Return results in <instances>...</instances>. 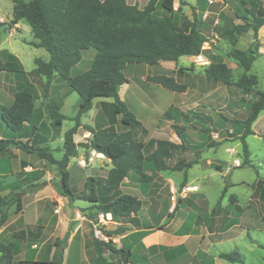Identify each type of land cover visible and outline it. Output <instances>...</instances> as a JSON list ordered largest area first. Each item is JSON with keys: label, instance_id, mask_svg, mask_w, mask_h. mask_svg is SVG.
I'll use <instances>...</instances> for the list:
<instances>
[{"label": "rangeland", "instance_id": "374dc122", "mask_svg": "<svg viewBox=\"0 0 264 264\" xmlns=\"http://www.w3.org/2000/svg\"><path fill=\"white\" fill-rule=\"evenodd\" d=\"M262 1L264 5V0ZM13 11L14 4L11 0H0V22L10 23L13 20ZM159 11L162 13L161 9ZM27 29L24 25L20 28L14 25L8 32L2 33L0 59L4 60L8 52H11L21 60L24 69L31 72L36 68L34 60L47 59L48 53L43 48L30 45L35 38ZM249 40L252 38L248 34H243L237 43L216 39L211 43V49L203 48L205 64L194 60L190 66L180 67L176 72L173 71L171 62H166L169 66L166 65L162 69L157 65L137 63L126 67L124 74L129 84L120 97L148 130L147 134L138 131L137 140L149 143L150 140L161 139L180 143L173 125L181 126L187 136V144L184 150L174 154L168 164L172 167L181 159L199 161L186 172L153 173L152 182L148 187L142 186L139 177L134 173L123 182V193L138 197L143 206L130 219L115 218L116 224L107 225L105 233L120 228L126 229L123 235L113 237L112 243L117 248H133L143 236L160 231L162 234L169 232L171 235L157 238L161 246H168L178 238V244H182L185 249L176 260L165 261L163 254H160L163 248H160L161 251L156 249L149 252L138 248L130 259L132 264H192L191 255L202 261L199 264H231L221 260L219 254L233 250L245 256V264H264V250L258 245H264V188L261 185L264 184V129L261 130L264 128V111L258 123V135L246 139L251 164L243 163L240 168H235L233 161L237 158L243 162L244 155L241 139L237 134L239 130L232 134L233 125L238 127L247 117L252 98L236 89L232 91L216 84L213 94L207 99L203 93L197 94L194 86L199 82L203 70L205 71L212 62L230 66L232 80L236 82L243 75V69L229 57V53L236 48L246 50L251 47L253 43L249 45ZM94 54L95 50L92 48L84 51L82 62L71 74L86 72L91 67H88V63ZM194 68H198L199 72L195 73ZM251 72L259 78L256 87L264 91V56L254 63ZM160 73L165 76H173L176 73L178 82L187 86L186 92L175 93L158 84L149 83L147 77ZM44 82L45 79L32 77L17 79L12 73L1 72L0 109L11 104L13 91L24 89L34 92L37 98L36 107L45 114L44 124L37 129V133L47 137V145L52 149L54 157L61 160L64 154V139L62 136L56 137L53 132L46 104L51 103L61 108L60 111L67 117L62 126L63 130H66L74 124L71 120L77 114L79 96L71 92L66 82L57 76L49 89L48 97L45 98ZM172 103L175 104L173 109L176 110L171 112L169 117H165L164 112L169 110ZM153 106H156L155 113ZM82 122L95 128L113 125L119 132L126 130L121 122V115L115 112L113 98L95 99L93 108L83 115ZM30 128L26 126L27 136ZM204 129L211 132L203 133ZM215 133H219L218 140L212 136ZM20 136L22 134L18 137ZM90 139V134L84 128H80L74 137L80 147L78 155L70 160L68 170L72 177L71 183L78 194L85 191L84 186L88 178L94 177L103 181L112 168L109 159L86 147ZM212 142L219 145L208 147ZM151 148L148 144L146 152ZM231 149H235L237 155L233 156ZM0 170L7 171H0V197L8 200L13 195H19L21 198V211L16 210V204L13 205L9 210L8 221L0 227V243L15 241L18 245L16 263L26 260L49 261L57 252L62 253L64 260L71 232L78 224H82L81 229L88 230L89 233L88 246L81 249V257L78 251L72 253L71 261L76 257L77 261H81L78 264H123L119 255L110 256L108 247L102 244L99 245L102 257L99 258L96 254V241H101L95 237L92 224L87 220L96 223L98 209L83 201L69 203L58 193L53 184V180L57 179L56 166L36 155L10 148L0 153ZM35 171L42 172V178H26V174ZM22 178H25L23 182ZM260 179L261 184L258 182ZM226 184L228 191L224 198L220 199ZM194 187L198 190L187 192L186 196L181 195L184 188ZM98 189L102 203L106 202V196L100 186ZM231 195H236V202L230 200ZM180 199L183 200L182 203L179 202ZM238 204L243 208L241 211L235 208ZM160 227L163 230H159ZM135 229L140 231L133 232ZM18 231H25V238L15 239L13 234ZM76 243L75 239L74 244ZM65 261L67 262V256Z\"/></svg>", "mask_w": 264, "mask_h": 264}, {"label": "trees", "instance_id": "16d2710c", "mask_svg": "<svg viewBox=\"0 0 264 264\" xmlns=\"http://www.w3.org/2000/svg\"><path fill=\"white\" fill-rule=\"evenodd\" d=\"M11 1L14 4L13 20L10 23L0 22V43L2 32H8L12 26L22 21L31 28L37 40L30 42V45L45 49L49 58L47 61L41 58L35 59L36 68L27 72L21 61L15 55L8 53L4 60L0 59V72L12 73L17 79L24 77L45 79L43 84L45 98L48 97L54 78L58 76L67 83L71 92L78 94L79 101L77 114L72 120L74 126L67 130L63 137V157L57 160L52 149L47 145V137L37 133V129L44 124L45 114L36 107V94L24 89L13 91L12 104L0 109V153L16 148L36 155L39 159L56 166L57 179L53 180V184L58 193L69 203L83 201L91 204L98 209L96 217L101 211L111 213L116 219H130L143 206V202L138 197L122 191V184L131 173L139 177L142 186L148 187L152 182L153 173L186 172L199 161L181 159L172 167L168 164L174 154L184 150L187 144V136L181 126L173 125L180 143L161 139L150 140L149 143L137 140L138 131L147 134L148 130L120 98L121 86L129 82L124 71L132 63L153 66L161 61L177 62L185 56L197 57L203 53L207 38L199 31L195 23L191 28H189V23L185 24V22L177 25L174 18L173 0H148L143 8L129 5L126 0ZM242 10L243 14L237 18L243 23L233 24L231 28L221 33L220 37L237 43L243 34L250 30L253 31L254 42L251 47L247 50L236 48L229 53V57L235 60L245 70V73L234 82L232 69L226 63L212 62L205 69L204 74L207 79L216 84H221L232 91L236 89L252 98L247 117L239 123L238 127L233 125L232 131V134L236 133L237 129L241 131L237 134L242 143L244 155L242 164L250 165L251 154L246 138L256 135L252 126L264 111V92L256 88L258 78L248 74L259 55L258 31L264 26L263 1L246 0L243 2ZM91 48L95 50V54L89 70L72 76V70L81 62L83 52ZM147 79L171 92L185 93L187 90L186 85L179 83L172 76H149ZM97 98L114 99L115 112L121 115V122L126 130L119 132L113 125L103 128L82 125L83 115L93 108V101ZM60 109L51 103L46 104L50 124L56 137L60 136L63 123L67 120ZM175 110L171 107L164 116L169 117ZM26 126L31 127L29 136L26 135ZM81 127L91 136L89 145L86 147L109 159L112 168L103 181L94 177L88 178L84 186L85 191L78 194L71 183L72 177L68 167L70 160L78 155L80 145L75 142L74 137ZM2 129H5L4 133ZM210 132L209 129L203 130V133ZM20 134L22 136L18 137ZM148 144L152 148L146 152ZM217 145L219 143L212 142L208 144V147ZM25 176L38 180L42 178L43 173L35 171ZM23 180L25 178L21 179L22 182ZM185 182L186 180L183 184ZM258 182L261 184V179ZM261 185L264 188V184ZM98 186L106 196V202L102 203L103 199L99 194ZM228 188L226 184L220 199L224 198ZM229 198L236 202L234 195ZM179 202L182 203L183 200L180 199ZM15 204L17 205L16 210L21 211L19 195H13L8 200L0 197V227L8 221L9 210ZM236 209L242 210L239 205H236ZM159 230L163 228L160 227ZM125 232V228L107 232L110 238L109 243L96 241L95 250L99 258L102 257V249L99 246L102 244L108 247L110 256L119 255L123 264H132L130 259L136 250L125 247L117 248L112 243L113 237L123 235ZM13 237L23 239L25 231L14 232ZM259 247L264 250V245L260 244ZM156 249L155 247L150 248L151 251ZM18 254V245L15 241L7 244L0 243V264H63L60 252L55 253L49 261L26 260L16 263L15 258ZM219 258L231 264H245L244 255L237 250L221 253ZM192 264H197V260L194 259Z\"/></svg>", "mask_w": 264, "mask_h": 264}, {"label": "crops", "instance_id": "0c3cea01", "mask_svg": "<svg viewBox=\"0 0 264 264\" xmlns=\"http://www.w3.org/2000/svg\"><path fill=\"white\" fill-rule=\"evenodd\" d=\"M244 1H246V0H173L175 22L177 23V25H181L184 22H185V24L189 23V26H190L189 28H191V26L194 23L197 24V28L199 29V31L202 34H204L205 37L207 38V42L204 44L205 46H203V48L205 50H209L212 48L211 43L215 42L216 39L217 40H222V39L224 40V38L220 37V34L223 33L226 29L231 28L233 24L238 25V24L243 23L242 20H240L237 17L239 15L243 14L242 9H243V2ZM126 2L129 5H137L139 8H143L147 5L148 0H126ZM22 25L26 26V28H28L27 30L30 31L31 34L33 35L31 28L27 24H25L24 22L20 21L15 26H16V28H20ZM2 33H4V32H2ZM245 34H248L251 36L252 40L247 41L248 44L251 45L254 42L253 31L250 30L249 32H247ZM33 37H34V35H33ZM242 37H243V35L240 38H242ZM36 41L37 40L35 39L33 42H36ZM258 41L260 44L259 55H258V58L255 60L254 63H256L262 56H264V26L261 27L258 31ZM1 44H2V34H1L0 47H1ZM237 49H239V48H237ZM241 50H243V49H241ZM8 53H11V52H8ZM11 54H13V53H11ZM13 55H15V54H13ZM48 58H49V56H48ZM48 58L43 59V60L47 61ZM82 60H83V57H82ZM82 60H81V62H82ZM194 60H196V57H188V56L181 57L177 62H171V63H173V65H171V66L173 67V71L176 72L180 67L186 68L187 65L190 66L192 64V62H194ZM90 63L92 64V60H90V62L88 63V67H90V65H91ZM168 63L161 61L156 65L162 69L166 65L169 66ZM254 63L252 65L250 71L248 72V74L257 76L256 74L251 72L252 68L254 66ZM78 65H76L74 68H76ZM194 69H195L194 70L195 73L199 72V70H197L198 68H194ZM88 70H89V68H88ZM2 73H5V72H2ZM244 73H245V70L243 69V74ZM78 74H81V73H76V74H73L72 76H76ZM161 75H164V74L160 73V74L151 75V76H161ZM172 77L176 78L177 81L179 79L178 76H176V73L173 74ZM56 78H57V76H56ZM149 83H152V82H149ZM128 84H129V82L127 84H124L121 86L120 91H119V95H121L123 93V90L126 87H128ZM258 84H259V78H258ZM215 85H216V83L214 81L206 78V76L204 74V70H203V73L201 74L199 82L194 86L196 88L197 94L203 93L204 97L208 99L213 94V92L216 88ZM257 89L260 90L259 88H257ZM70 94H71V92H70ZM70 94L68 96H66L67 99L69 98ZM11 95H12L11 101L13 102V99H14L13 93ZM121 100H122V98H121ZM12 102H11V104H12ZM136 103H138V102H136ZM174 105L175 104L172 103L171 107H173ZM144 107L145 106H143V108ZM171 107H169L168 109H170ZM152 110L154 113L157 112L156 106H153ZM167 111L168 110H166L164 112V114ZM261 114L258 117L257 121L252 126V130L254 131V133L256 135H258L257 127H258V123L261 119ZM72 122L74 123V121H72ZM82 125H85V123L82 122ZM73 126H74V124L69 126L66 130H63V128H62L61 133H60V137L61 136L64 137L65 132L67 130H69L70 128H72ZM263 129L264 128H262L261 130L263 131ZM4 132H5V130L2 129V133H4ZM2 135H4V134H2ZM250 136H252V135H250ZM250 159H251V156H250ZM2 173H5V171ZM234 196H236V195H234ZM85 203H87V202H85ZM235 208H236V205H235ZM83 219H86V218H83ZM87 221L90 224H92V220L88 219ZM81 226H82V224H78V227L73 232H71V237L68 239V246L66 248V252L64 255L63 264H78L79 262H81L79 260L77 261L76 257L73 261H71V259H70L72 253H75L76 251H78L79 252L78 255H80L81 249H84L88 246V237H87L89 234L88 230L81 229ZM138 231H140V230L135 229V231H133V232H138ZM224 232H226V231H224ZM165 233H167V234H165ZM165 233L162 234V232L157 231V232H154L151 234H147V235L143 236L141 238V240L131 249L138 250V248H141V250H143L144 252L145 251L149 252L150 248H152V247L159 249V251H161L160 248H163V251H161L160 254H163L165 261L176 260V258L178 256H180V254L184 253V251H185L184 246L182 244H178L179 243L178 238H175L176 241L169 243L168 246H165V247L161 246L159 241L157 240V238L160 236H164V237H170L171 236V235H169V232H165ZM209 235H211V234H209ZM75 239L77 240L76 244H74ZM258 245H260V244H258ZM128 248H130V247H128ZM66 256H67V262L65 261ZM185 256H187V255H185ZM191 256H193L191 259L192 262L194 259L197 260V264L202 262L197 257H194V255H191ZM80 257H81V255H80ZM245 261H246V259H245Z\"/></svg>", "mask_w": 264, "mask_h": 264}, {"label": "built area", "instance_id": "2783aa9c", "mask_svg": "<svg viewBox=\"0 0 264 264\" xmlns=\"http://www.w3.org/2000/svg\"><path fill=\"white\" fill-rule=\"evenodd\" d=\"M196 61L203 62L205 64L204 56L202 54L196 57ZM212 136L215 140L219 139V133L212 134ZM230 151L233 156L237 155L235 149H231ZM241 166H242V162L236 158L233 161V167L240 168ZM197 190L198 189L196 187L188 188V189L184 188L182 190L181 195L186 196L187 192H195ZM173 199H175V197H173ZM109 224H116L114 216L111 213H106V212H101V211L98 212L97 217H96V223H92V228H93L95 237L99 239L101 242L109 243L110 241L109 236L105 233V228Z\"/></svg>", "mask_w": 264, "mask_h": 264}]
</instances>
